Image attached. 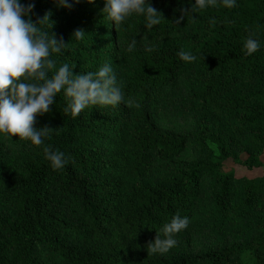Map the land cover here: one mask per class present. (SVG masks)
<instances>
[{
  "label": "trees",
  "instance_id": "trees-1",
  "mask_svg": "<svg viewBox=\"0 0 264 264\" xmlns=\"http://www.w3.org/2000/svg\"><path fill=\"white\" fill-rule=\"evenodd\" d=\"M150 3L163 18L149 29L141 15L115 25L104 0H34L33 22L50 12L41 27L67 44L57 67L110 63L132 103L72 117L60 92L34 124L52 129L44 145L0 135V264H264V177L226 170L264 167V0L194 8L179 25L195 0ZM77 29L85 35L72 38ZM250 34L261 47L245 56ZM158 112L189 129L162 128ZM44 146L69 163L53 170ZM176 214L190 221L176 245L148 251Z\"/></svg>",
  "mask_w": 264,
  "mask_h": 264
},
{
  "label": "clouds",
  "instance_id": "clouds-1",
  "mask_svg": "<svg viewBox=\"0 0 264 264\" xmlns=\"http://www.w3.org/2000/svg\"><path fill=\"white\" fill-rule=\"evenodd\" d=\"M80 0H54L58 8L71 9ZM93 3V0H86ZM104 14L115 25L122 24L134 15L144 17L145 27L152 28L163 18L150 3V0H104ZM223 6L232 9L237 0H195L190 10L180 9V16L174 18L179 25L194 8L206 9ZM34 0H0V135L7 138L18 137L31 145H44L52 129L47 126L35 128L38 116L51 111L57 94L63 92L67 100L65 114L78 116L86 108L131 104L125 98L118 82L117 73L110 63H104L95 72L74 74L75 66L63 63L57 67L53 54H61L67 44L41 26L49 21L51 13L33 22ZM214 18L209 24L214 26ZM85 35L77 29L72 38ZM137 44L133 38L127 45L132 51ZM261 47L260 41L251 34L243 41L245 56H251ZM151 51V48H147ZM177 55L182 61L191 62L195 57L184 50ZM45 159L53 170L63 169L70 161L64 152L43 147ZM190 221L187 216L173 215L170 222L162 225L161 235H156L149 243L148 251L165 253L177 243L175 236L186 229Z\"/></svg>",
  "mask_w": 264,
  "mask_h": 264
},
{
  "label": "rangeland",
  "instance_id": "rangeland-1",
  "mask_svg": "<svg viewBox=\"0 0 264 264\" xmlns=\"http://www.w3.org/2000/svg\"><path fill=\"white\" fill-rule=\"evenodd\" d=\"M157 124L162 128L170 131L185 132L189 129V123L183 119H176L171 113L158 112ZM245 155L242 156L244 160ZM264 164V153L261 158ZM226 170L234 171L238 177H245L248 179H254L256 177H264V167L249 171L243 168L241 165L228 161L226 163Z\"/></svg>",
  "mask_w": 264,
  "mask_h": 264
}]
</instances>
